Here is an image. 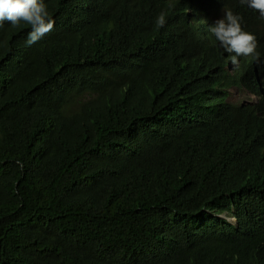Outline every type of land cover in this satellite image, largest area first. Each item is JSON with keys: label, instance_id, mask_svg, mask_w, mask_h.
Masks as SVG:
<instances>
[{"label": "trees", "instance_id": "obj_1", "mask_svg": "<svg viewBox=\"0 0 264 264\" xmlns=\"http://www.w3.org/2000/svg\"><path fill=\"white\" fill-rule=\"evenodd\" d=\"M44 2L32 46L29 25L0 26V264H264L258 11ZM228 11L259 58L232 64L208 31Z\"/></svg>", "mask_w": 264, "mask_h": 264}, {"label": "clouds", "instance_id": "obj_2", "mask_svg": "<svg viewBox=\"0 0 264 264\" xmlns=\"http://www.w3.org/2000/svg\"><path fill=\"white\" fill-rule=\"evenodd\" d=\"M241 5L258 11L259 18L264 19V0H240ZM240 18L231 11L209 26L208 31L226 53L233 54L231 63L236 64L238 57L254 56L259 58L256 51V36L241 28ZM8 22L12 27L21 23L29 25L25 44L30 47L41 40L53 28L44 0H0V26ZM166 23L165 14L156 18V25L163 27Z\"/></svg>", "mask_w": 264, "mask_h": 264}, {"label": "rangeland", "instance_id": "obj_3", "mask_svg": "<svg viewBox=\"0 0 264 264\" xmlns=\"http://www.w3.org/2000/svg\"><path fill=\"white\" fill-rule=\"evenodd\" d=\"M230 99L233 102H237V103H243V102H250L253 101V97L249 96L247 93H245L244 91L239 90L237 87H234L231 90V97Z\"/></svg>", "mask_w": 264, "mask_h": 264}]
</instances>
